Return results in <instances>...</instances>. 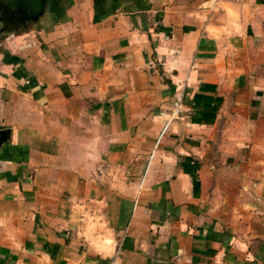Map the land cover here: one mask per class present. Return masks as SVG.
<instances>
[{"label":"crops","instance_id":"obj_1","mask_svg":"<svg viewBox=\"0 0 264 264\" xmlns=\"http://www.w3.org/2000/svg\"><path fill=\"white\" fill-rule=\"evenodd\" d=\"M8 18L0 264H264V0Z\"/></svg>","mask_w":264,"mask_h":264},{"label":"water","instance_id":"obj_2","mask_svg":"<svg viewBox=\"0 0 264 264\" xmlns=\"http://www.w3.org/2000/svg\"><path fill=\"white\" fill-rule=\"evenodd\" d=\"M50 0H0L6 15L11 14L9 19L13 30L22 29L29 22H38L46 12V5ZM4 133L0 132V139Z\"/></svg>","mask_w":264,"mask_h":264},{"label":"rangeland","instance_id":"obj_3","mask_svg":"<svg viewBox=\"0 0 264 264\" xmlns=\"http://www.w3.org/2000/svg\"><path fill=\"white\" fill-rule=\"evenodd\" d=\"M5 10L3 9V7H0V19H1V17L2 16H4L5 17Z\"/></svg>","mask_w":264,"mask_h":264}]
</instances>
